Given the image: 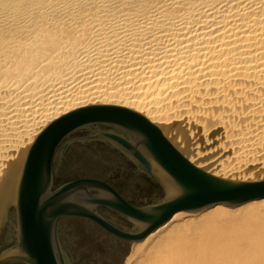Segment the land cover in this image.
<instances>
[{
  "label": "bare ground",
  "instance_id": "obj_1",
  "mask_svg": "<svg viewBox=\"0 0 264 264\" xmlns=\"http://www.w3.org/2000/svg\"><path fill=\"white\" fill-rule=\"evenodd\" d=\"M88 104L143 114L216 176L263 178L264 0H0V215L35 136ZM193 127L238 167L183 146ZM207 208L174 213L124 264H264V197Z\"/></svg>",
  "mask_w": 264,
  "mask_h": 264
},
{
  "label": "water",
  "instance_id": "obj_2",
  "mask_svg": "<svg viewBox=\"0 0 264 264\" xmlns=\"http://www.w3.org/2000/svg\"><path fill=\"white\" fill-rule=\"evenodd\" d=\"M99 123L118 126L124 134L104 130L69 138L79 128ZM74 140H103L117 146L162 186L165 195L154 204L134 206L100 179L79 177L55 185V157L58 154L57 169ZM158 172L173 190L171 194L167 195ZM13 194L14 219L7 224L2 242L7 245L0 251V264H72L59 239L62 216L89 218L117 236L137 242L178 211H197L215 203L234 206L264 197V177L216 176L189 161L143 114L118 105L88 104L58 116L35 136L24 154ZM101 206L126 216L139 231L130 233L114 226L97 211Z\"/></svg>",
  "mask_w": 264,
  "mask_h": 264
},
{
  "label": "flooded vegetation",
  "instance_id": "obj_3",
  "mask_svg": "<svg viewBox=\"0 0 264 264\" xmlns=\"http://www.w3.org/2000/svg\"><path fill=\"white\" fill-rule=\"evenodd\" d=\"M104 130L124 134L118 126L99 123L83 126L69 138H81ZM63 144L60 145L58 152ZM58 158L57 154L53 166L55 185L79 177L100 179L134 206L154 204L164 196L162 186L154 178L140 170L137 163L109 142L74 140L64 151L56 169ZM97 211L123 231L130 233L139 231L135 222L112 209L101 206ZM70 230L79 234L81 246L77 248V253L83 257L80 261H76L73 256L72 264H117L130 244L134 243L117 236L89 218L66 215L60 218L58 232L63 252L69 254L75 242H72L70 249H67L61 237L64 231Z\"/></svg>",
  "mask_w": 264,
  "mask_h": 264
},
{
  "label": "rangeland",
  "instance_id": "obj_4",
  "mask_svg": "<svg viewBox=\"0 0 264 264\" xmlns=\"http://www.w3.org/2000/svg\"><path fill=\"white\" fill-rule=\"evenodd\" d=\"M182 119V117L180 118ZM186 119V116H185ZM184 120V119H183ZM182 128L184 126L181 125ZM213 137H211L208 133L203 131L202 129H197L196 127L189 128L184 130L182 132V138L181 142L183 146H188L190 149H197L200 152H204L205 155H207L208 163L211 164H217L218 167L225 166L231 169H236L237 162L232 156H230L229 152L227 150L223 149L220 150L218 147L219 145H216L214 141H212ZM183 152V150H180ZM206 160V161H207ZM204 164V163H203ZM202 168L204 166H201ZM264 177V176H263ZM17 178V175L13 176V181L10 179L12 184V190L14 193V186H15V179ZM262 178V177H261ZM6 199L4 203L2 204L1 208V215H0V251H2L7 245L3 242V237L7 228V224L9 220L14 219V194ZM165 195V191H164ZM209 207V206H207ZM207 207H204L198 211H195V213H201L207 211ZM202 210V211H201ZM201 211V212H200ZM62 240L64 241L65 247L70 249V244L72 242H75V246L72 247V250L70 251L71 254L66 252V255L68 259L72 262L73 256L75 257L76 261H80V259H83V257H80L79 253H77V248L81 246V242L79 240V234L76 231L70 230V231H64L62 233ZM136 243V242H135ZM135 243H131L128 247L127 251L119 258L117 264H124L125 258L128 255V253L135 247ZM4 244V245H3Z\"/></svg>",
  "mask_w": 264,
  "mask_h": 264
}]
</instances>
